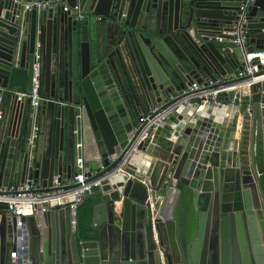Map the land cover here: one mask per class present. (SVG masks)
<instances>
[{"label": "water", "instance_id": "1", "mask_svg": "<svg viewBox=\"0 0 264 264\" xmlns=\"http://www.w3.org/2000/svg\"><path fill=\"white\" fill-rule=\"evenodd\" d=\"M263 1L249 8L247 29L257 31L264 44V14L255 12ZM54 2L63 5L42 11L23 8L25 3ZM241 2L0 0V88L31 91L34 53L45 29L52 27L55 34L63 30L69 38L70 24L83 51L94 24L119 21L129 28L124 36L143 93L140 98L124 88L107 53L96 55L86 67L81 64L76 79L67 69L59 76L46 60L40 115L51 121V141L47 154L33 161L25 143L30 101L24 110L25 102L13 94L4 96V102L13 98L8 113L13 118L0 144V185H13L20 136V185L32 178L34 193H58L82 183L97 184L84 193L83 203L92 205L93 232L87 240L72 229L69 205L75 196L35 204L33 215L20 217V228L18 218L0 204V264H42L40 253L53 245L61 248L63 264H72L75 256L80 264H107L106 259L112 264H173L180 257L186 259L185 240L195 234L191 249L195 264H206L212 241L220 243L222 259L232 264H264V82L253 84L249 94L229 91L231 105L225 109L195 105L191 115L192 109L182 101L193 83L205 81L200 73L212 80L227 78L228 83L243 81L231 79L242 72L243 58L229 43ZM64 6L78 7L84 20H75ZM142 9L167 14L162 40L134 28L133 20ZM124 10H131V18L122 15ZM168 34L178 35L176 51L168 46ZM183 44L196 56L192 69ZM254 45L250 53L257 51ZM258 51H264V45ZM239 86L242 92L244 84ZM143 101L146 110H162L151 132L140 124ZM227 110H235L233 120L227 127L219 126L215 120ZM205 112L209 116L202 119ZM67 121L77 129L79 141L73 158L64 157ZM81 177L86 180L73 184ZM23 248L31 257H22Z\"/></svg>", "mask_w": 264, "mask_h": 264}, {"label": "crops", "instance_id": "2", "mask_svg": "<svg viewBox=\"0 0 264 264\" xmlns=\"http://www.w3.org/2000/svg\"><path fill=\"white\" fill-rule=\"evenodd\" d=\"M264 1L260 3V6L257 8L255 12H257V15L264 14ZM131 10H124L122 15L127 16V18H131ZM168 23V17L167 14H165L161 10H151L150 12H146V10L142 9L139 13V16L133 20L134 28L141 32H148L153 39H160L164 37V34L166 33ZM66 27V26H65ZM69 28V38L66 37L65 32L58 30V33H52L53 29L52 27L45 29L46 32L43 33V35H40L39 43L42 46L41 49V61L40 65L41 68H43L41 75L39 76V82L40 86L43 89L44 85V68L46 65V60H49L51 65H53V69H55V72L60 76L63 75L64 70H69V76L71 78L76 79L78 77V67L81 66V64H84V67H86L87 63H91L96 60V55H98L100 58L104 56L105 53L110 55L112 67L115 69L116 73L118 74V77L121 80V83L123 84L124 88L129 92L130 89H133L137 96L142 98V89L140 87V78L138 76L139 72L137 70V67L133 61V57L131 54V50L128 47L127 44V37L124 36V32L129 31V28L122 25L119 21H107L104 24H94L92 26L91 31V40L89 43L83 45V51H81L80 43L78 41V36L75 33H72L70 30V24L66 27V29ZM42 34V33H41ZM251 41L250 46L254 45L256 50H259V47L264 45L263 43H260L257 39L258 33L257 31H251ZM56 36V40H55ZM167 39H169V43L171 45H168L169 48L173 51H176V49L173 47L175 46V40H178L177 34L172 35H166ZM162 40V39H160ZM182 42V41H181ZM184 53L186 54L188 60V68H193V61L196 62V56L195 54L190 50V48H187L183 44ZM175 49V50H174ZM178 56V53H177ZM93 64V63H92ZM240 65V64H239ZM176 67V66H175ZM177 68V67H176ZM138 73V74H137ZM241 73V72H240ZM200 76H203L204 80H207L208 77L203 75V73L199 74ZM240 74H232L231 79H234L238 77ZM227 81L228 79L225 78ZM250 89L246 88L245 91L241 90L238 91V93H244L249 94ZM76 96V95H75ZM44 98V96H42ZM77 97V96H76ZM221 100L225 103V108L230 107L231 102L229 99L228 94H222L220 96ZM78 99V97H77ZM44 100V99H43ZM77 101V100H76ZM13 104V98L9 97L8 100L4 102V96L0 95V109H3V112L5 113V118L7 121L3 123V128L0 130V144L4 142L7 138L8 129L10 128V119L13 118V115H8V113L11 112V107ZM26 102L24 103V110L26 109ZM142 107L144 108V115H148L153 109L146 110V103L142 102ZM207 108V107H201V109ZM189 109H192V114L195 113L194 107H189ZM223 109V108H219ZM205 110V109H204ZM228 111V110H227ZM225 111L224 114L219 117L220 120L216 119L215 122L217 124H220L219 126L225 125V127L229 126V124L232 122L233 117L235 115L234 111ZM209 115H207V112H205L203 115H201L202 119L207 118ZM241 120L242 117L239 115L238 119V125L239 128L241 126ZM39 125L41 132L39 134V141L37 142L36 148L30 153V160L33 161L34 159H40L41 156L47 154L49 151V145L51 141V121L45 119L41 115L39 116ZM9 127V128H8ZM79 130V128H78ZM19 134H22V127L19 130ZM166 133H164L165 135ZM21 136L18 138V158H17V167L15 169V176L13 178V185H20V173H21V165H22V153H21ZM63 150H64V157L65 158H73L76 151H79V144H78V138H77V129L76 131L73 130V125H69L68 121L63 126ZM28 150V149H27ZM29 151V150H28ZM131 178V177H129ZM85 207L89 208L91 210L92 214V205L90 202L83 203ZM91 229H93V225L91 222Z\"/></svg>", "mask_w": 264, "mask_h": 264}, {"label": "built area", "instance_id": "3", "mask_svg": "<svg viewBox=\"0 0 264 264\" xmlns=\"http://www.w3.org/2000/svg\"><path fill=\"white\" fill-rule=\"evenodd\" d=\"M256 1L258 0H242L239 20L234 24L232 31L229 33L230 36L233 37L232 40H229L231 48L233 50H238L243 58V61L241 62L243 70L235 79L243 81L239 83H228L225 78H218L215 80L207 79L203 83L195 82L184 92L185 97L182 101L185 102L187 106L195 107V105H198L200 107L224 108L225 103L220 98L222 94H228L232 89L240 91V84H244L243 89L245 90L246 88L250 89L255 83L264 82V80L257 81V78L264 77V51H255L254 53L248 51L251 37L250 31L247 29V12ZM62 5L63 4L60 2L44 4L25 3L23 8L25 11H29L36 7L38 11H42L54 9ZM64 11H71L77 21H82L85 18L78 7L71 9L64 6ZM217 40L218 42H223L225 39L217 38ZM41 48V44L38 43L34 53L36 60L34 66L35 78L31 91L20 93L16 90L0 88V95L2 96L13 94L17 97L18 101H30V128L25 138V143L30 153L36 148L37 142L39 141V134L41 132L39 125L40 107L43 102L39 82L41 71ZM261 95L264 98V87L261 89ZM161 113V108L155 107L148 115L141 118L140 124L144 125L145 131L151 132L157 128ZM4 121L5 113L3 112V109H0V130L3 128ZM84 180H86L84 177L78 178L73 184H81ZM94 184H97V182L88 184L82 183V185L73 189L58 193H34V190H37V186L32 178H27L23 185H10L9 187L0 185V204H6L8 206L6 212H9L18 218L17 226L20 228L22 226L20 217L33 215L35 204L42 203L45 200L50 201L52 199H57L60 201L62 198L75 196L76 200L69 205V208L72 229L73 231H77L79 222L77 211L83 205L84 193L90 191L91 186ZM24 210H29V212H24ZM1 221L2 215L0 214V222Z\"/></svg>", "mask_w": 264, "mask_h": 264}, {"label": "flooded vegetation", "instance_id": "4", "mask_svg": "<svg viewBox=\"0 0 264 264\" xmlns=\"http://www.w3.org/2000/svg\"><path fill=\"white\" fill-rule=\"evenodd\" d=\"M93 232V229H91V231L89 232L88 236L90 237L91 233ZM197 239V234H195V237L193 239H191L190 241H186V244L184 243L185 249H186V259L183 257H180L178 260H174V263L177 264H195V261L192 260L191 257V249H192V243L193 240ZM209 251L211 250V252H209V256L207 257L206 260V264H232V261L230 259H222L221 256V251H222V247L220 246V243L218 242H210L209 243V247H208ZM21 254L23 258H27L30 253L23 248L21 250ZM42 256V264H63L61 262V248H59L57 245H53L48 251H43L42 253H40ZM48 255V257H47ZM31 257V255L29 256ZM107 264H112V259L111 262H109L108 259H106ZM201 259L199 257L198 263H200ZM173 263V264H174ZM65 264V263H64ZM67 264V263H66ZM72 264H80V261L78 259L77 256L73 257L72 259Z\"/></svg>", "mask_w": 264, "mask_h": 264}, {"label": "trees", "instance_id": "5", "mask_svg": "<svg viewBox=\"0 0 264 264\" xmlns=\"http://www.w3.org/2000/svg\"><path fill=\"white\" fill-rule=\"evenodd\" d=\"M78 221V231L81 238L83 240L89 239L88 234L91 231L92 214L91 210L85 207V205L81 206Z\"/></svg>", "mask_w": 264, "mask_h": 264}, {"label": "bare ground", "instance_id": "6", "mask_svg": "<svg viewBox=\"0 0 264 264\" xmlns=\"http://www.w3.org/2000/svg\"><path fill=\"white\" fill-rule=\"evenodd\" d=\"M264 80V77L257 78V81ZM24 212H29V210H24Z\"/></svg>", "mask_w": 264, "mask_h": 264}]
</instances>
